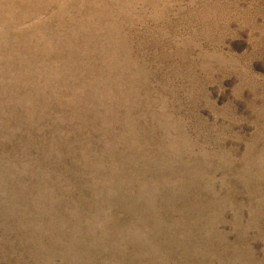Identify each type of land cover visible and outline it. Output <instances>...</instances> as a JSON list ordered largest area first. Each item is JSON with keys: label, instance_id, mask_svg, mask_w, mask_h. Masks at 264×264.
I'll use <instances>...</instances> for the list:
<instances>
[{"label": "rangeland", "instance_id": "1", "mask_svg": "<svg viewBox=\"0 0 264 264\" xmlns=\"http://www.w3.org/2000/svg\"><path fill=\"white\" fill-rule=\"evenodd\" d=\"M0 264H264V0H0Z\"/></svg>", "mask_w": 264, "mask_h": 264}]
</instances>
